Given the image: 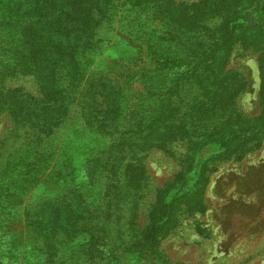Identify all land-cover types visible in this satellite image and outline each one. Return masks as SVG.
<instances>
[{"label": "trees", "instance_id": "obj_1", "mask_svg": "<svg viewBox=\"0 0 264 264\" xmlns=\"http://www.w3.org/2000/svg\"><path fill=\"white\" fill-rule=\"evenodd\" d=\"M103 1L90 0L88 3L84 0V5L90 4L87 8L89 12L84 15L86 18L79 15L75 19L89 25L86 30L89 32L68 37L65 36L66 28L42 6L45 4L57 10L61 3L59 0H0V115L9 114L11 122L19 126L16 136L11 130L9 136L0 140V205L7 203L0 206V223L4 222L2 226L9 220H19L7 211L12 206L13 196L25 198L30 193L34 195L36 183L27 185L25 182H30L28 178L36 182L42 179L40 174L47 172L54 159H57V164L69 162L64 152L55 158V148L61 144L59 130L74 108L76 115L83 120L76 129L85 135H88L87 131L102 134L104 132L101 129H109L110 122L115 125L120 122L116 105L129 103V92L133 90L131 78L113 77L105 70H94L92 76H95L96 81L82 86L65 60L59 55L52 58L50 54L53 47L60 53L68 50L76 59L92 53L95 41L89 38L97 37L98 30L108 25L109 16L104 11ZM129 1L132 7L137 4L131 3H139L142 7L150 3L154 19H160L167 25L181 18L179 25L182 31L189 33H192V25L187 22L197 16L200 6L210 7V16L219 19L215 26L222 34L212 35L215 37V40L211 37L214 40L212 44L206 40L197 41L195 36L188 38L186 46L190 55L199 59L194 60L191 67L193 70L184 72L187 75L191 72L185 84L195 79L196 84L205 85V91L213 84V80L225 73V66L235 44V36L231 34L239 31L237 38L240 33L247 37L249 32L254 31L258 38H243L242 45L257 49L258 44L264 46V0H198L188 6L185 1L169 0L175 5L173 11L166 7L167 0ZM240 12L242 14L237 16ZM208 29L203 33L208 32ZM198 35L202 36L199 32ZM149 48L155 53L159 51V48L152 45ZM260 50V112L252 117L230 106L226 99L215 100L214 105L225 120L224 124L217 127L213 137L208 136L206 143H217V156L242 159L248 152L259 148L264 138V47ZM204 51L206 55L201 54ZM139 52V49H135L126 58L129 64L139 62ZM210 59H213L212 64L207 63ZM160 64L152 71L159 70ZM26 74L36 77L42 96L23 90L21 86L7 88V80ZM182 79L178 76L174 80V91L181 92L178 98H167L161 92L171 82L162 87L151 85L146 91L137 93L136 104L148 106V103L153 102L148 106L152 109L150 113L141 112L148 123L142 126L139 124L141 121L137 122L134 128L117 137L113 136V132H108L105 134L109 136L107 147L97 145L93 155H83V176L91 185L86 192L90 190L92 194L88 195L78 187L71 165H66V168L55 166L52 169L48 176L61 190L51 197L44 195L48 190L45 185L43 190L42 187L36 189L35 194L41 197L34 198L26 205L27 210L32 211L30 215L26 213L28 227L31 229L29 238L22 245H14L11 239L5 249L7 260L0 256V264H123L121 254L134 257L136 260L132 264H138L145 253L152 252L158 257L159 241L176 226V211L190 192L186 189L190 167L182 165L174 179L158 189L157 200L143 229L136 228L133 214L139 206L133 205V198L142 200L143 191L149 185L144 155L151 148L163 147L169 151L167 147L173 141L186 140L189 145L201 142L199 139H191L197 135V130L192 128L188 113L182 109L185 95L190 91L184 87ZM219 81H222V77L215 80ZM190 93L193 99L194 93L200 95L202 92L196 89ZM57 94L63 104L60 108L57 107ZM76 98L78 103L74 101ZM62 107L67 109L64 118ZM41 109L43 117L40 116ZM112 127L115 128L111 125L110 129ZM143 127L146 129H141ZM22 139L24 142H21ZM53 142L55 145L51 146ZM195 149L191 148L192 153L186 155L185 159L195 156ZM170 153L174 154L173 151ZM195 165H198L197 161ZM202 170L200 177L203 176ZM3 188L6 191L1 192ZM171 191L173 197H167ZM202 194L201 188L194 192L193 205H189L191 213L203 206ZM4 209L9 214L7 220L1 215Z\"/></svg>", "mask_w": 264, "mask_h": 264}, {"label": "rangeland", "instance_id": "obj_2", "mask_svg": "<svg viewBox=\"0 0 264 264\" xmlns=\"http://www.w3.org/2000/svg\"><path fill=\"white\" fill-rule=\"evenodd\" d=\"M59 1L61 3L57 10L45 4L42 6L45 11L48 10L54 18L59 20L61 26L66 28L65 36L87 34L89 31L86 30L89 29V25L83 20L75 18L79 15L86 18L84 15L89 12L87 8L90 4L84 5V0H79V2L77 0ZM172 1H185V5L188 6L198 0ZM85 2L89 3L90 0H85ZM129 2V0H104L102 2L105 6L104 11L109 16L108 25L106 24L98 30L97 37L89 38L90 41H95V49L87 57L76 59L68 50L60 53L55 47L50 49L52 58L57 55L62 57L77 82L83 84L82 86L91 85L90 82L96 81L95 76H92L94 70H105L113 77L131 78L133 88L129 92L131 99L129 98L127 104L116 105L117 114L121 118L120 122L116 125L110 122L109 129H101L104 132L102 134L94 130V132L87 131L88 135L83 134V131L76 129L83 122L82 118L76 115L75 108L70 112L63 127L59 130L61 144L55 148V158H57V154L64 152L68 156L69 162L57 164V159H54L51 167L45 173L46 175L40 174L42 179L36 182V180L28 178L30 182H25L31 186L36 183L33 190L34 195L30 193L25 198L22 197L23 199L13 196L12 206L7 211L12 212L11 214L19 220H9L5 226H2L4 222L0 223V240L2 241L0 256L7 260L5 249L11 239H13L14 245H22L29 238L31 229L28 227L26 213L28 212L30 215L32 211H28L26 205L34 198L41 197L35 194L36 189L42 187L43 190V185H45L48 188V193L45 192L44 195L51 197L61 190V187L57 186L48 176L52 169L55 166L66 168V165H71L74 176L77 178L75 182L79 184L78 187L83 192L87 193L86 189L91 185L83 176V155H93L97 145L102 148L107 147L109 136L105 134L108 132H113V136L117 137L121 136L124 131L134 128L140 121L139 124L145 126L148 119L141 112L150 113L152 109L148 106L153 102L148 103V106L136 104L137 93L146 91L151 85L162 87V85L171 82L169 88L167 87L165 91L161 92H164V96L167 98H178L181 92L174 91V80L180 76L183 77L182 82L187 90L197 89L202 92L200 95L194 93L192 99V95L188 91L182 108L183 112L188 113L192 128L197 130V135L191 139H199L201 142L189 145L186 140L173 141L167 147L169 151L163 147H154L144 155L149 185L143 191L142 200L136 196L133 198V205L139 206L133 214L137 224L136 228H144L149 220L152 206L157 200L158 189L172 181L182 169V165L186 166L185 164L190 167L187 171L188 186L186 187L190 192L181 201L176 211V226L171 228L159 241L158 250L160 253L158 257L152 252L145 253L141 256L138 264H264V138L259 148L248 152L242 159H234V157L226 159L217 156V143H206L208 136H210L209 138L213 137L217 127L224 124L225 120L220 115L217 106L214 105L215 100L226 99L230 106L238 108L252 117L259 114V91L262 84L259 54L261 53L260 49L264 47L263 44H258V49L254 46L242 45L243 38L247 40L258 38L254 31L249 32L247 37L240 33V37L237 38L239 31L231 34L235 36L233 41L235 44L229 55V62L225 66V73L221 75L222 81L215 82L221 78L218 77L205 91V85L196 84L195 79L185 84V79L191 72L189 75L184 72L192 69L194 60L199 59L190 55L189 48L186 46L189 42L188 38L195 36L198 38L197 41L206 40L212 44L215 40L212 35L222 34L215 26L219 19L217 17L212 19L210 16L212 13L210 7L200 6L197 16L191 22H187L192 25L190 30L192 33H189L182 31L179 25L181 18L176 19L172 25H167L160 19H154L152 15L154 11L150 3H144V8L139 3H131L132 5L137 4L132 7ZM167 2L166 7L173 11L174 3L169 0ZM239 14L241 15L242 12L237 16H240ZM184 26L186 27L185 24ZM207 27L210 29L203 33ZM198 32L202 36L198 35L199 37H197ZM148 45L159 48V51L156 53L151 51ZM135 49H139L141 52L137 53L139 62L132 65L126 58L130 57ZM201 54L206 55V51ZM209 62L212 64L213 59L207 61L208 64ZM158 63H162L159 70L152 71L159 66ZM221 65L223 66L222 63ZM237 78L239 80H236ZM5 84L7 88L21 86L23 90L42 96L36 77L30 74L10 78ZM219 85L220 87H218ZM203 94L205 95L203 96ZM57 100V107L60 108L63 104L59 99V94H57ZM74 101L78 103L77 98ZM62 110V118H64L67 109L64 110L62 107ZM40 116H44L42 109ZM10 118L12 117L9 114L0 115V140L9 136L11 130L14 136L19 133V126L13 124ZM74 121L75 125H73ZM111 125L115 128L110 129ZM141 129H146V127ZM26 130L28 131V129ZM21 142L24 140L22 139ZM54 145V142L51 143V146ZM189 146L197 149H195L196 153L194 152L195 156L193 155L187 160L185 159L186 155L192 153ZM172 151L173 155L170 153ZM196 161L198 165H195ZM201 170L203 176L200 177ZM199 188L203 190V194L200 196L203 206L200 210L197 209L191 213L189 205H193L194 192ZM3 191L6 190L3 188L1 192ZM89 193L93 192L89 190ZM89 193L87 194L89 195ZM167 197H173L172 191L167 194ZM6 204V202L2 203L3 206ZM1 215L4 220H7L9 216L6 209ZM120 256L123 264H132L136 260L134 257L129 258L128 255L121 254ZM35 261L37 260L35 259Z\"/></svg>", "mask_w": 264, "mask_h": 264}]
</instances>
